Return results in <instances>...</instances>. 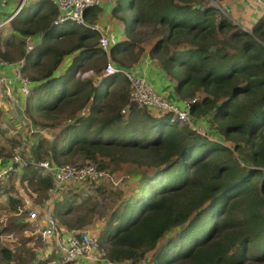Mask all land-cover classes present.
Returning <instances> with one entry per match:
<instances>
[{"label": "trees", "instance_id": "16d2710c", "mask_svg": "<svg viewBox=\"0 0 264 264\" xmlns=\"http://www.w3.org/2000/svg\"><path fill=\"white\" fill-rule=\"evenodd\" d=\"M93 8L87 9L86 17ZM123 9L119 4L114 12ZM132 9L131 19L122 16L132 37L125 54L139 57L142 27L152 26L156 41L151 56L177 79L181 97L197 98L190 113L208 116V125L201 124L208 134L171 122L168 113L156 110L155 115L153 109L130 102V81L124 73L114 74L106 85L79 77L78 70L92 64L85 63L89 56L77 57L66 72L56 73L65 55L91 45L98 31L73 21L54 24L59 10L53 7L35 18L16 15L12 24L23 35L40 29L45 34L27 53L24 39H5L0 55L13 60L14 52L26 54L22 70H42L32 77V92L26 98L34 119L36 111H57L61 116L55 125L65 119L53 139L38 138L32 144L33 156L26 160L21 180L37 183L45 194L51 190L53 177L37 164L46 157L60 163L77 155L96 161L105 155L147 164L153 171L140 174L99 235L100 247L112 260L264 264V17L246 30L203 0H132ZM65 25L80 36L70 48L52 41ZM120 47L116 42L111 51L122 64L126 56ZM135 47L139 50L133 53ZM89 50L97 72H103L105 51ZM116 80L124 81L123 90L115 91ZM128 103L129 115L122 112ZM11 199L18 201L13 195ZM76 206L68 197L57 200L53 209L72 228L75 224L67 215ZM0 253L12 255L7 247Z\"/></svg>", "mask_w": 264, "mask_h": 264}, {"label": "rangeland", "instance_id": "374dc122", "mask_svg": "<svg viewBox=\"0 0 264 264\" xmlns=\"http://www.w3.org/2000/svg\"><path fill=\"white\" fill-rule=\"evenodd\" d=\"M121 2L124 5V9L122 10L124 15L131 19L133 16V10L130 6L131 0H121ZM203 2L209 3V0H203ZM228 17L234 23L243 27L230 14ZM4 29V26L0 28V47L2 49L4 48V41L7 36ZM142 30L145 31V35H143L141 41L146 43L156 41V34H154L152 26H143ZM18 41L19 39H16V42ZM25 51L27 53V44ZM14 53L17 55L14 61L23 63V67L26 66V54L18 56L17 52ZM6 61L7 59H4L0 55V63H6ZM107 63L108 58L105 66ZM85 70L83 69L81 73L83 74ZM41 73L40 67L36 66L30 67L27 71L16 69V77L19 80L28 79L32 81L33 76H38ZM0 74L8 76L2 70ZM8 78L11 81L9 76ZM124 86L125 83L122 81L120 85L121 90L124 89ZM127 86H129L128 91L130 96V82H128ZM31 92L32 88L30 94ZM16 93L21 98L23 97V94L19 91ZM26 102L27 99H22V101L14 103L0 85V156L4 158H13L16 155H20L23 159H29L30 156H33L31 153L32 144L36 143L38 138L53 139L65 123V119L61 118L60 125H55V123L59 122L61 116L57 111H53V113L47 115L42 113V111H36L34 112L36 119H34L33 115L27 110ZM125 106L123 105L122 108ZM55 116H58V118H54ZM195 118L197 117H191L192 122L196 121ZM192 122L190 121L188 124H192ZM211 136L224 140L220 135L212 134ZM229 143L232 144V140ZM236 156L243 163L238 154ZM46 159L52 160L50 157L42 160ZM87 163L97 164L105 172V175L100 179L84 183L74 178L60 190V194L58 195L51 190L45 194L43 191L37 189V183L22 181L20 175L24 165L20 166L17 171H13L14 173H8L6 177L0 180V248H10L12 253L10 258H6L0 253V264H39L40 262L41 264H79L75 261L64 262L57 250V245L54 244L52 247L43 238L41 230L44 225L43 216L46 205L52 209L57 200L69 197L73 200L74 204L78 205L73 212L67 215V219L75 225L70 228L63 220L56 217L60 227L67 230H85L92 236H98L99 238L111 214L116 208L120 207L122 201L129 195V191L134 187V183L140 174L146 171V169L150 172L153 171V168H150L147 164H139L125 159L113 160L111 157L105 155H99L97 161L77 155L67 160L62 159L57 164L83 165ZM40 171L43 174H47L41 167ZM12 195L18 200L16 203H12ZM73 196L76 198H73ZM69 205L70 203L67 204V207ZM34 210L38 213L36 218H32L30 214V211ZM166 238L164 237L160 244ZM101 249L107 252L104 248ZM149 259L150 257L142 259L140 264H147Z\"/></svg>", "mask_w": 264, "mask_h": 264}, {"label": "built area", "instance_id": "2783aa9c", "mask_svg": "<svg viewBox=\"0 0 264 264\" xmlns=\"http://www.w3.org/2000/svg\"><path fill=\"white\" fill-rule=\"evenodd\" d=\"M6 1V0H0ZM58 7V16L55 19L57 24L66 21H73L79 24H86V11L88 8L99 4L100 0H53ZM264 2V0H262ZM209 3L217 7L223 14L229 16L230 7L227 4V0H209ZM22 4L16 8L9 16L0 18V28L6 25L8 22L16 16L21 10ZM97 29L100 28L96 25ZM27 44V51H32L35 48V42L32 34H28L25 37ZM112 38L106 31H101L99 38L100 47L108 53V63L105 66L104 76L114 75L118 73H124L130 81L131 92L130 102L137 104L140 107H148L153 110L160 111L162 113H168L171 122H177L180 125L188 124L192 122V115L190 113L191 104L196 101L197 98L186 99L185 107L173 102L166 95L157 91L154 86L142 76L136 75L133 71L123 68L117 65L109 55L110 48L112 46ZM7 63V62H6ZM0 63V64H6ZM23 63L18 62L17 68L22 70ZM16 71V70H15ZM21 85L19 86V92L23 94L22 98L16 93L14 86L8 76L0 74V85L3 87L4 92L8 97L12 99L14 103L26 99L30 95L31 81L28 79H20ZM31 87V88H30ZM122 112L128 114L130 112V104L128 103L122 108ZM193 121L190 125L192 128L197 129L202 134H208L202 125H198ZM213 137V136H212ZM215 138V137H213ZM26 164V159H23L20 155H16L13 158H4L0 156V180L7 176L8 173L17 171L20 166ZM47 174L53 177V187L51 191L56 195L60 194V190L74 178H77L81 183L91 181L94 179H100L105 175V172L94 163H87L83 165H59L52 160H41L37 163ZM45 213L43 216L44 225L41 230L43 238H45L49 244H56L62 260L64 262L69 261H82L85 264H127L123 261L112 260L107 252L103 251L100 247L99 238L92 236L87 231L82 230H65L60 227L58 219L56 218L53 207L46 205ZM31 217H37V211H30Z\"/></svg>", "mask_w": 264, "mask_h": 264}, {"label": "crops", "instance_id": "0c3cea01", "mask_svg": "<svg viewBox=\"0 0 264 264\" xmlns=\"http://www.w3.org/2000/svg\"><path fill=\"white\" fill-rule=\"evenodd\" d=\"M20 4H22L23 6L16 15L24 18L27 17L32 18L34 15L36 17L46 11L49 12L52 7L58 11V7L53 0H6L5 2L0 1V18L9 16L13 11L16 10L17 7H19ZM119 4L123 5L121 0H100L98 5L93 6L94 8L89 10V13L86 17L85 27L87 28V30L91 29L98 31L99 33L98 37L95 39L94 36L91 37V45H88L87 47L85 46L78 47L72 50L70 53L66 54L62 61V64L58 67L56 73L66 72L68 67L75 61L77 57L84 59L87 56H89V59H87L85 63L87 64L91 62L92 64L89 65V68H87L83 72V74L81 73L82 69L81 70L79 69L77 75L82 78H92L94 80V83L98 85H106V83L111 81L113 75H108L105 77L104 76L105 68L103 72L100 73L97 72L95 65H93L95 63L93 60V55L89 53L90 48L100 47L99 36L101 35V31H106L111 36L113 44H115L116 42L120 44L121 46L120 48L124 53L123 55L126 56L124 58V63L120 64L117 63V61L115 62V59L113 58L111 51L113 46L112 44L109 51V55L117 65L133 71L138 76L145 77L154 86V88L157 91L166 95L168 98H170L173 102L177 103L178 105L185 107L186 98L181 97L176 91L177 79H175L170 73H168L161 66L160 61H158L157 58L151 56L150 50L153 46L154 41L152 43H146L143 41L141 42L140 46H142L143 49L136 60L127 56L130 55V53L125 54L128 52L127 48L128 45L130 44V41H132L131 40L132 37L126 32L125 21L122 17L124 15V12L122 10H120L117 13L114 12L115 7ZM227 4L230 7L231 17L234 20L239 21L245 29L252 30L256 25V23L260 19H262V17H264V2H262V0H227ZM130 6L132 8V0ZM57 16L58 14L55 16V19L57 18ZM54 24L57 23L55 22ZM57 25H62V24H57ZM96 25L100 28V30L95 27ZM4 28L7 34L5 39L10 38L14 40L16 39L25 40L26 35H28V34L23 35L18 29H16L12 24V21L4 25ZM69 30L70 29H68V26L66 27L65 25L64 28L58 31L56 37L52 38V41L56 42V44L67 45L68 48L72 47L73 43L77 42L80 36L78 33H70ZM30 34L33 35L36 46L39 42H41L45 33L42 31V29H40ZM138 50L139 48L135 47L133 53L137 52ZM105 53L108 58V53L106 51ZM14 60L15 59L11 61L7 60L6 64H0V72L2 70L3 72H5V74H7L11 78L15 90L16 92H18L21 82L16 77V71H15L17 68L18 61H14ZM117 82L118 80H116L115 83H113V86L117 87L115 91L121 90L120 85L122 83L117 84ZM32 83L33 81H31V85ZM152 112H154L155 115H159L158 114L159 112H157L156 110H153ZM195 119H196V123H198L199 125L201 124L208 125V116L197 117ZM49 245L53 247L52 243ZM77 263L85 264L82 261H79Z\"/></svg>", "mask_w": 264, "mask_h": 264}]
</instances>
